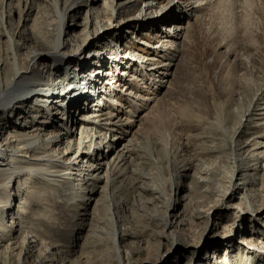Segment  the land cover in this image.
I'll list each match as a JSON object with an SVG mask.
<instances>
[{"label": "rangeland", "instance_id": "1", "mask_svg": "<svg viewBox=\"0 0 264 264\" xmlns=\"http://www.w3.org/2000/svg\"><path fill=\"white\" fill-rule=\"evenodd\" d=\"M85 1L97 13L90 15L83 7L66 21L70 27L74 19L78 22L74 34L80 37V45L85 44L78 53L97 49L96 44L90 47L87 37L96 32L95 18H103L105 25L114 27L105 42L128 50L134 63L139 60L131 70L127 92L119 94L115 87L123 104L107 109L108 114L119 115L115 128L110 131V122H102L92 133L93 138H102L97 142L105 135L106 142L121 137L127 150L120 154L128 158L120 164L122 176L109 187L104 181L87 182V186L61 178L53 184L24 174L0 197L2 201L11 194L3 223L9 225L12 218L15 230L22 224L40 231L35 234L44 246L56 244L70 254L77 252V257H85L83 264H123L120 256L135 253L140 239L145 251L130 264H147L152 260L145 261L147 253H159L154 263L170 254L165 264H264V207L260 208L264 205V0H153V13L143 21L163 10L169 13L171 22L163 25L168 26L176 24L172 16L178 9L192 11L180 18L182 30L175 41L168 40L160 24L127 26L145 8L142 1L131 8L127 4L117 8L128 0ZM33 6L28 12L29 0H0V15L9 19L5 28L15 35L19 30L30 35L45 22L51 30L55 18L46 11L44 0H34ZM160 41H166L161 52L154 49ZM4 43L0 34V52ZM149 59L152 69L167 68L151 74ZM92 62L89 70L94 71L98 62ZM123 69L121 65L115 81L118 75L124 78ZM125 120L132 123L126 126ZM71 130L77 144L81 124ZM108 151L101 149L97 159L107 162L112 156ZM233 166L241 170L234 180ZM250 166L257 171L245 172ZM245 173V180L241 179ZM236 184L244 187L237 194ZM178 200L181 205L173 210ZM116 203L118 223L112 207ZM20 206L25 213L17 221L13 214ZM165 218L174 227L183 222L182 233L172 236L176 230L164 226ZM130 226L136 238L118 244V234ZM200 241L197 249L194 244Z\"/></svg>", "mask_w": 264, "mask_h": 264}, {"label": "bare ground", "instance_id": "2", "mask_svg": "<svg viewBox=\"0 0 264 264\" xmlns=\"http://www.w3.org/2000/svg\"><path fill=\"white\" fill-rule=\"evenodd\" d=\"M139 1L143 2L145 8L143 10L141 9L136 16L137 18L131 19V23L127 26H133L134 24L144 22L145 24L151 25L160 24L169 41L179 39V32L182 30L180 27V18L189 17L191 10L186 8L184 11L183 9H178V12H175L172 16L176 24L172 23L168 26H163L166 22L169 23L170 21L168 19L169 13L161 10L159 15H151L150 17L152 19L150 21L148 18L143 21L145 15L153 13L152 9H154V4L153 0ZM184 1L186 2L188 0ZM203 1L204 0H201L200 2ZM215 2L218 3L219 0H215ZM44 3L46 4V11L48 14L55 18V24L51 30L45 22H42L40 25H37V27H32L34 30L32 29V34L30 35H27L28 32H25V30H19L15 35L5 28V25H7L6 22L9 21L7 18L8 16L5 15L4 17L2 14L0 15V34H2L5 40V47L0 52V197L3 194H7L12 184L24 174H28L30 177L35 179L38 178L45 182L51 181L53 184L56 182V179L61 178L67 181L78 180V182H83L85 185L87 184V186H89L87 182L99 184L101 181H104L105 185L111 187L116 184V180L122 176L120 164H125L128 159L126 155L120 154L121 150H127L121 145V137L117 138V136H113V139H109V141L106 142L107 136L105 135L102 142H97L101 137H94L96 138V141H94L92 133H95L93 131L96 130L98 124L102 122H110V125L108 124L110 131L115 128V119H117L116 117L119 115L116 114V117L110 115L107 113V109L112 105L118 106L120 104L118 107H121V104H123L119 102L121 101L120 96L117 98L118 94H115V90L119 89V94L122 91L127 92L126 85L128 79L131 78V73H133L131 70L136 69L139 60H136L134 63V60L127 54L128 50H121V46L118 47L114 42L110 44L105 42V35L109 34L114 27L107 24L105 25L103 18H95L96 21L94 26L96 32H94L92 37H87L90 47L96 44L97 49L89 51L88 54L85 49H83L82 52L80 51L81 53H78L85 45H80V37L74 34L78 22L74 19L75 21L73 20V25L70 27L66 26V21L71 18L70 15H72V13L83 10L81 9L83 7L84 9H88L90 15L91 13L96 14L97 9H93V7L90 8L88 2L85 0H44ZM137 3V0H128L127 2L118 4L117 8H121L125 4L131 8L136 6ZM33 4L34 0H29L28 12H31ZM179 4L180 3H178V6H180ZM20 12V14H22V11ZM182 12H184V15ZM25 15L26 14H24V16ZM42 15L43 13H41V16ZM27 17H29V14H27L25 18ZM89 23L91 25L92 20L90 22L88 21L87 25H89ZM102 41L105 43H102ZM106 43H108V45ZM165 43L166 41H160V44H157L158 46H155L154 49L160 51ZM73 48H76V50H73ZM107 52H109V54L105 55ZM90 56H92L91 59H89ZM82 57L83 60L81 59ZM93 60L96 61V63L98 62V68L93 69L94 71L89 70V62ZM107 61H114V63H110V67H115L116 72L121 65L123 66L124 69L121 71V75L124 77L122 78L123 80L118 75V80L115 81L116 73L111 74L108 72L110 70L106 68ZM49 63L51 64L49 65ZM152 66L153 60H150L147 67L150 68L149 73L151 74L157 71H165L167 68V66L164 65L159 68L153 67L152 69ZM111 72L113 71L111 70ZM87 74L93 75V78H88V76L81 77ZM66 80L70 83H66ZM85 81L87 82L85 83ZM158 82L160 83L159 87H161V81ZM70 84H72V86H70ZM116 85H118V87ZM86 87H88V89H86ZM85 89H93V91L85 92ZM63 92L66 93L63 94ZM132 92H130V96ZM59 94H63L66 97L64 96L63 99L59 100L61 96ZM89 94L97 96L95 104L90 101L92 97L90 98V96H88ZM69 95H75L77 97L70 99L68 97ZM82 97L90 101L89 105L85 107H81L83 104L79 105ZM65 99L68 101L67 105H65ZM115 99L117 100L116 102H114ZM109 102L111 103L109 104ZM73 104L78 105V107L73 108ZM91 104L93 105L90 107ZM76 110L80 111L78 118L75 115ZM130 117L136 118L134 114H131ZM125 121L126 126L132 123L131 121ZM63 122L65 125H63ZM67 124L71 127H68ZM79 124H81V134L79 133L81 138L78 140V143L75 144V138L73 139L75 135L72 134L71 129H74V127ZM93 136H95V134ZM114 142L115 144H113ZM103 148L109 150L107 153L108 156L112 154V156L108 157L107 162L102 159H97L96 156ZM62 149L65 151L61 155L60 150L62 151ZM74 150H76V152L73 154ZM69 154L72 156L67 157ZM113 154L116 155L113 156ZM254 157L255 154L252 155V158ZM233 169L231 173L232 179L234 180L235 176L237 177L236 174L241 173V170L239 172L235 166H233ZM257 169L258 168L253 169V167L250 166L247 171H244L248 173L250 171H257ZM241 176V179L245 180L247 174L245 173ZM244 182L246 181H243L241 185H245L246 183ZM235 186V189H233L235 194L244 189V187L243 189L237 187V184ZM19 192L20 187L18 185V195ZM8 195L9 196L2 199V201L0 199V264H10L13 262L15 264L84 263L85 257H82V255L77 257V252L75 254H70L68 251H63L61 246L56 244L44 246L45 243L35 234H41V232L34 228H24L22 224H20V228L18 227V230H15V222H12V218L9 225L3 223L5 214L10 210L11 206L9 202L11 200V194ZM90 201L91 198L87 199V202ZM181 202L182 201L179 200L176 201L175 207L172 209L175 210L176 207H179ZM19 204L22 205L21 202ZM90 204H87V206ZM112 207L116 222L118 223L119 220L117 221V219H119L118 214L120 213V208L117 203L115 205L112 204ZM263 207L264 205L260 208ZM24 213L23 206H20L16 214H13V218L18 221L20 215H24ZM164 224L166 228H174V230H176L172 236L177 233H182L181 230L183 229H181V226H185L182 222L181 225L178 223L177 227H174L175 223L170 220L168 221L167 218H165ZM20 236L21 239H19ZM135 238L132 226L127 227L122 234H118L117 236L118 244H121V242L127 239ZM173 239L174 237L171 238V241ZM142 242L143 241L140 239L138 246L135 248V253L134 251L131 254L125 252L120 256L123 264H130L134 256H137V254L141 255L142 252L145 251V249L142 248ZM175 243L183 245L180 241H176ZM214 243L217 244V242H210L209 244L214 246ZM201 244L202 241L194 245L199 249ZM213 246L211 247L213 248ZM187 247H190L189 244ZM187 247L182 248L178 246V249L185 250ZM253 247V250L256 252L255 246ZM158 255L159 253L152 255L147 253L145 261L152 259L148 263L165 264L166 261L172 258L170 254H167L165 260L154 263V257ZM177 260L181 261L182 259L177 258ZM189 260H191V258ZM133 262L134 261H132V263Z\"/></svg>", "mask_w": 264, "mask_h": 264}]
</instances>
